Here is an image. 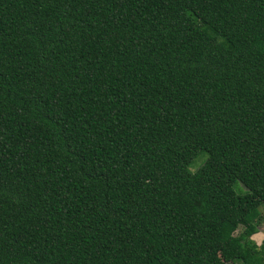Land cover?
Returning <instances> with one entry per match:
<instances>
[{
  "label": "trees",
  "instance_id": "16d2710c",
  "mask_svg": "<svg viewBox=\"0 0 264 264\" xmlns=\"http://www.w3.org/2000/svg\"><path fill=\"white\" fill-rule=\"evenodd\" d=\"M262 210L264 0H0V264H264Z\"/></svg>",
  "mask_w": 264,
  "mask_h": 264
},
{
  "label": "rangeland",
  "instance_id": "374dc122",
  "mask_svg": "<svg viewBox=\"0 0 264 264\" xmlns=\"http://www.w3.org/2000/svg\"><path fill=\"white\" fill-rule=\"evenodd\" d=\"M200 149L198 147L192 148L186 152L183 156L180 157V161L190 166V170L192 173L196 172L200 167L204 160H207V155H205V159L202 156H199ZM262 212V218L264 219V210ZM253 240L258 244L261 245L264 242V221L260 227L259 234L253 237ZM226 259V258H224Z\"/></svg>",
  "mask_w": 264,
  "mask_h": 264
}]
</instances>
